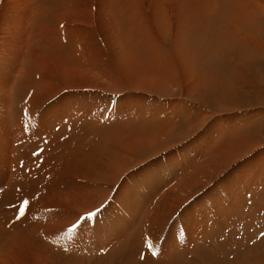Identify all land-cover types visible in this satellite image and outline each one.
I'll use <instances>...</instances> for the list:
<instances>
[{
    "label": "rangeland",
    "instance_id": "rangeland-1",
    "mask_svg": "<svg viewBox=\"0 0 264 264\" xmlns=\"http://www.w3.org/2000/svg\"><path fill=\"white\" fill-rule=\"evenodd\" d=\"M29 1L0 0V264H264V0Z\"/></svg>",
    "mask_w": 264,
    "mask_h": 264
},
{
    "label": "bare ground",
    "instance_id": "bare-ground-1",
    "mask_svg": "<svg viewBox=\"0 0 264 264\" xmlns=\"http://www.w3.org/2000/svg\"><path fill=\"white\" fill-rule=\"evenodd\" d=\"M87 1V0H86ZM97 1V0H96ZM101 1V0H100ZM117 1V0H116ZM111 2H109V4H110ZM27 4L29 5L30 4V1L29 0H27ZM98 4V3H97ZM100 4V3H99ZM103 4V3H102ZM105 4V3H104ZM109 4H108V2H107V6L106 5H104L105 7H108L109 6ZM114 4V3H113ZM158 4V3H157ZM103 6V5H102ZM101 6V8H100V10L102 11L104 8V6L102 7ZM156 6H158V5H156ZM99 7V6H98ZM110 7H111V5H110ZM109 9V8H108ZM112 9V8H111ZM156 9H158V7L156 8ZM155 9V10H156ZM100 10H98V11H100ZM100 11V12H101ZM105 11V10H104ZM111 12H109V14L107 15V17H111V14H110ZM101 14H102V12H101ZM105 15V14H104ZM160 15V14H159ZM130 16H132V15H130ZM150 16H152V14L150 15ZM226 17H227V15H225ZM155 18V17H154ZM153 18V16L151 17V19H154ZM109 24H111L112 25V27H116L115 26V24H114V22H109ZM120 53V52H119ZM0 98H1V100H4L3 102L4 103H6L5 101V94L7 93V89H6V87L4 86V84L2 85L1 83H0ZM11 94V93H10ZM9 99V98H8ZM11 100V99H10ZM9 100V101H10ZM8 101V100H7ZM6 116H5V114H4V118H5ZM7 118V117H6ZM5 121H8V119H4ZM10 120V119H9ZM40 122V121H39ZM9 125V124H8ZM40 125V124H39ZM49 126V125H48ZM6 127H7V125H6ZM45 127V126H44ZM2 130H3V128H2ZM38 131V130H37ZM158 131V130H157ZM46 132V131H45ZM7 131H6V133H0V143H3L4 144V151H5V155H8V151L11 149V143L9 144V142L7 141ZM11 140V139H10ZM12 148H13V146H12ZM109 150V149H108ZM1 152H3V151H1ZM1 162H3V166H4V168H7L8 166L9 167H13V164H12V161H11V159L10 158H4L3 160H1L0 161V164H1ZM2 166V167H3ZM118 167V166H117ZM131 168V167H130ZM119 180V179H118ZM149 211V210H148ZM184 229H186V228H184ZM192 236H194V235H192ZM185 238H189L188 237V235L185 237ZM180 240H181V237H179L178 239H176V243H180ZM107 242V241H106ZM105 242V243H106ZM169 242V241H168ZM108 243V242H107ZM170 244H169V246H157V245H155L154 247H151V248H149L150 250H152L153 252H156L157 250L159 251V252H162V250L163 249H166V250H164V251H168V250H177V248L174 246V245H172L171 244V242H169ZM73 245V244H72ZM74 246V245H73ZM107 247V246H106ZM159 247H160V250H159ZM258 250L259 249H251L250 250V252H248V254H250V255H253V256H256V257H258L259 255H258V253L260 252H258ZM112 253V252H111ZM32 254V253H31ZM110 254V253H109ZM108 255V254H107ZM168 255H170V252H169V254ZM32 256V255H31ZM105 256V255H104ZM103 256V257H104ZM188 256L189 257H192V256H190L189 254H188ZM260 256H261V254H260ZM262 256H264V255H262ZM102 258V257H101ZM23 260V259H22ZM31 260V259H30ZM146 260V259H145ZM25 261V260H24ZM144 262H147L148 263V261L146 260V261H144ZM212 262H214L213 264H221V262H217V261H213L212 260V258H211V264H212ZM146 263V264H147ZM105 264H106V262H105Z\"/></svg>",
    "mask_w": 264,
    "mask_h": 264
},
{
    "label": "snow or ice",
    "instance_id": "snow-or-ice-1",
    "mask_svg": "<svg viewBox=\"0 0 264 264\" xmlns=\"http://www.w3.org/2000/svg\"><path fill=\"white\" fill-rule=\"evenodd\" d=\"M25 203H27V202H25ZM21 216H23V212H21ZM260 235H261V238H264V233H261ZM148 246H149V248L152 247L151 244H149ZM151 255L156 256V255H158V253L157 252H152Z\"/></svg>",
    "mask_w": 264,
    "mask_h": 264
}]
</instances>
